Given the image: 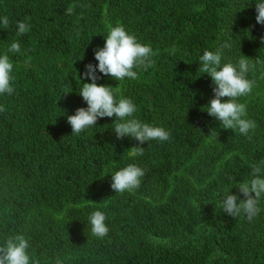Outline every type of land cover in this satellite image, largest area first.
<instances>
[{"label":"trees","instance_id":"1","mask_svg":"<svg viewBox=\"0 0 264 264\" xmlns=\"http://www.w3.org/2000/svg\"><path fill=\"white\" fill-rule=\"evenodd\" d=\"M262 0H0V55L13 61L14 93L0 95V246L29 242L30 264H264V198L250 222L222 212L217 194L244 199L238 183L264 160ZM73 8L71 15L66 9ZM31 25L17 35V23ZM150 44L155 64L137 78L97 85L129 98L142 123L171 132L165 142L116 139L113 118L71 135L67 117L87 108L78 95L85 66L97 65L112 27ZM16 41L20 53L8 48ZM221 65L249 59L252 92L238 98L257 127L224 130L206 107L214 98L200 57L220 44ZM227 98H221L226 102ZM215 130L216 136L210 131ZM210 135V136H209ZM142 147V156L128 150ZM130 163L145 170L139 188L117 193L111 175ZM234 178V180H233ZM254 195V194H253ZM102 211L108 234L92 235Z\"/></svg>","mask_w":264,"mask_h":264},{"label":"clouds","instance_id":"2","mask_svg":"<svg viewBox=\"0 0 264 264\" xmlns=\"http://www.w3.org/2000/svg\"><path fill=\"white\" fill-rule=\"evenodd\" d=\"M255 10L256 23L264 25V0L255 4ZM72 12L73 8L66 9V14L71 15ZM9 24L10 20L7 16L0 17V25L3 28H7ZM30 28V24L18 22L17 35L27 33ZM261 40L264 43V37ZM230 47V43L224 42L214 52L206 50L200 57V71L207 74L214 85V98L210 100L205 112L218 120L222 129H238L240 134L248 135L250 130H255L257 124L245 118L246 104L238 102V98L249 95L255 86V81L247 79V73L250 70L249 59L242 55L237 65L232 63L221 65L223 50ZM8 52L20 53V44L13 41ZM94 54L97 65L95 67L91 64L86 65L81 77L92 82L83 83L78 94L86 102L87 108H78L74 115L67 117V122L72 129L71 135H79L87 128H94L98 119L108 117L113 118L115 123L112 131L117 140L125 137L134 138L140 144L152 140L168 141L171 138L170 131L163 127L142 123L134 117L137 107L131 99L117 100L113 87L96 83L99 79L96 75L97 71L115 81L125 78L135 80L138 74L134 69L142 68L146 71L155 64L153 57L156 53L151 45L139 42L136 36L128 33L123 25L117 24L107 34L103 48L95 49ZM13 67V61L7 54L0 55V95H12L15 91ZM225 97L227 101L221 102V98ZM4 111L6 108L0 105V113ZM210 135L217 137L218 134L215 130H211ZM144 151L142 147L137 146L129 149L128 153L130 157H137L142 156ZM144 175V169L135 163H130L111 175V188L116 194L131 192L139 188ZM251 175L252 179L238 183L237 188L244 197L239 203H237L236 195L228 194L229 190L224 194H217V197H222V200H218L222 212L233 218L244 214L250 222L260 213L261 209L258 205L264 198V160L252 165ZM106 219L102 211L97 210L91 213L89 223L93 236L102 239L108 234ZM28 248L29 242L24 235L9 237L4 245L0 246V264H30ZM56 264H61V261L58 259Z\"/></svg>","mask_w":264,"mask_h":264}]
</instances>
